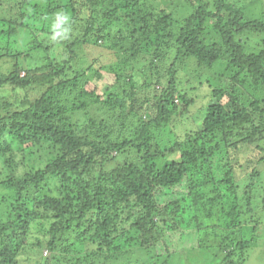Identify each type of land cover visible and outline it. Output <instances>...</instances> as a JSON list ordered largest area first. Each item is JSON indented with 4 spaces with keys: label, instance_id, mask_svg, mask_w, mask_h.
<instances>
[{
    "label": "trees",
    "instance_id": "obj_1",
    "mask_svg": "<svg viewBox=\"0 0 264 264\" xmlns=\"http://www.w3.org/2000/svg\"><path fill=\"white\" fill-rule=\"evenodd\" d=\"M38 1L12 0L20 8L18 19L25 22L16 23L19 35L27 30L29 20L52 22L50 16L58 4L62 10L58 17L60 25L68 24L66 21L69 24L66 29L60 27L59 32L41 29L32 34L34 45H28L29 50H42L44 60L56 62L51 65L50 74L38 78L32 71L21 77L17 63L12 65L14 71H0V90L7 87L22 92L44 89L49 96L19 99L14 109L11 100L1 96L5 102L0 106V176L6 178L0 186L9 193L0 189V264H154L153 259L164 256L158 253L156 245L167 230L174 232L185 224L186 228L200 226L202 233L211 228L207 222L202 229L197 207L206 196L204 189L216 182H204L191 189L190 164L199 159L204 165L214 163L225 154L223 144L228 154L227 149L238 141L243 145L253 144L257 136H264V92L251 95L253 100L248 107L243 106L235 90L229 92L210 82L200 84L189 96L180 88L176 66L190 57L200 69L210 72L216 67L223 69L222 75L228 76L234 86L245 84L251 77L264 91V2L256 5L257 0H213L217 9L213 13L206 2L194 0L193 14L185 19L184 28L175 39L165 16L161 20L154 13L146 12L149 0ZM119 10L124 18H117ZM99 15L104 22L97 29ZM122 20L128 23L120 28L121 35L112 42L118 53V58L111 63L116 86L105 90L103 100L96 96L98 89L86 88L88 84L79 90L77 81L70 79L72 60L67 62L61 55L68 53L67 48H63L60 57L56 56L55 48L67 45L72 53L74 48L98 46V41L105 43L107 31L119 27ZM3 21L0 23L4 24ZM13 30L0 33V39L10 43L17 37ZM65 30L70 31L73 39L62 37ZM72 30L75 34L81 33L84 39L74 36ZM215 34L221 42L212 39ZM40 35L51 36L53 44L41 45ZM248 35L261 38L259 52L247 50L243 44L246 42L239 39ZM147 55L151 57L150 65L141 75L135 73ZM157 63L162 66L158 67ZM124 68L132 73L124 76ZM137 75L144 77L140 84L143 88L133 84ZM152 87L155 94L151 103L138 90ZM205 89L212 91L209 103L199 95ZM54 94L73 97L74 102L58 101ZM95 97L97 104L101 103L108 113L120 112L126 115L124 119L120 123L119 119L110 122L96 115L98 119L92 118L93 127L75 124L71 117L89 114ZM201 101L206 110L195 136L187 134L183 139L175 137L164 142L165 139L155 135L158 130L169 132L167 128L172 122H178L183 113L192 114ZM5 128L7 136L17 137L26 146L21 150L23 175L14 177L7 169L15 161L13 153L3 148L7 143H1L4 139L1 130ZM168 152L179 154V160L169 159ZM231 183L229 180L216 184L226 188ZM186 184L190 189L185 191L193 203L189 222L185 219L190 209L186 212L181 206L184 198L164 200L166 193L178 195ZM252 186H245L247 192H251ZM240 188L241 185L232 186L229 204L225 203L222 211L214 212L216 205L224 200L220 195L205 203L208 219L213 220L217 214L219 226H224L226 235L218 245L200 242L191 251L210 253L211 264H245L250 261L251 250L258 247L257 238L251 236L247 224L255 223L257 228L253 231L258 233L263 219L255 215L249 204L245 208L236 201ZM125 212L135 220L131 226L136 230L134 233L124 228V222H130V219L124 220ZM34 229L43 234L42 242L32 241ZM116 235L123 237L120 246L114 243ZM137 235H141V242ZM43 249L50 256L41 254L34 263L22 259L30 252L37 254ZM143 253H148L146 262H142ZM183 264L189 261L184 260Z\"/></svg>",
    "mask_w": 264,
    "mask_h": 264
},
{
    "label": "rangeland",
    "instance_id": "obj_2",
    "mask_svg": "<svg viewBox=\"0 0 264 264\" xmlns=\"http://www.w3.org/2000/svg\"><path fill=\"white\" fill-rule=\"evenodd\" d=\"M18 1L21 2L22 0ZM202 1L207 3V6L210 11H212L213 13H217V9L213 0ZM40 2L41 0L38 1V3ZM261 2H264V0H257L255 4L258 5V3L261 4ZM149 3L150 5H148L149 7L147 8L146 12L154 13L156 16H159L161 20H163V17L165 16L167 20L166 23L171 26V34L175 36V39H177L180 34V30L184 28L185 19H188L193 14L194 0H149ZM107 5H109L107 7L109 8V2ZM57 6L55 13L50 16L52 22L46 21L45 23H42L41 20H29L26 22L27 30L21 31V34L19 35L16 30V23L18 25H20L21 23H25L22 21V19H18L20 17L18 15L20 8L16 6V4H13L12 0H3V3L0 5V20H4L3 22L5 23H0V33H7L9 32V30L14 29L16 30V34L14 36L17 37L14 38L10 43L6 40H3L4 38L0 39L1 73L8 72L9 70H16L15 67H12V65L15 63L18 64L19 71L21 72V77L33 71L35 72L36 77L44 78L52 72L51 65L55 64L56 62L52 61V64L51 62L48 63L46 61L47 58L44 60V51L39 50V52H31L29 50V46L34 45V41L31 39L32 34L34 36L37 30L41 31V29H44L48 32H59L58 29L60 27L64 26L65 29L68 28V21H66V23L68 24L61 23L60 25L58 17L61 16L62 10L61 7H59L61 6L60 4H58ZM25 7L26 6H24V8ZM117 18H124V14L120 10L118 11ZM123 20L121 23H119V27H113L107 31L108 35H106L107 38L105 43L103 41H98V46H83L81 48L79 47V49L74 48L72 53L67 45H63L62 47H59L60 45H58L55 48L57 57H60L59 55L60 53H62L64 47L67 48L68 53L66 54L65 52H63V54L61 55L63 58H65V60H67V62L69 59L72 60V75L70 76V79L71 81H77L75 83H77V85L79 86V90L84 89L85 86L88 84L86 88L89 87L91 88L90 90L98 89L96 96H99L104 100L105 98L102 97L103 93L109 91L111 88H115L117 79L115 78L114 73H112L111 71V63H113L118 58V53L115 51V49H113L112 42H114L115 37L117 35H121L120 28L124 27L125 23H128L126 20L123 22ZM103 22L104 19L101 15H99V18L96 20V28H100ZM212 24L213 22L211 23L210 28L212 27ZM72 33L74 34V36H78V38L82 37L81 33L75 34L73 30ZM165 34L166 33H163V35ZM61 35L65 40L73 39L70 31L68 30H65L64 33H62ZM212 39H214L215 42L222 41L221 38L216 34L212 36ZM239 39L246 42L243 44L247 50H254L257 52L261 50V38L259 36L248 35L239 37ZM39 41L41 42V45H43V42L46 44H53L51 36L46 38L44 37V35H40ZM173 42H175V40H173ZM8 44H10L9 48H7ZM38 48H41V46H39ZM51 55L53 56V52H51ZM150 61L151 57H148V55L145 58H142V65L136 68L137 71H135V73H141L145 67H148L150 65ZM157 64L158 67L162 66V64L160 63ZM178 64L179 65L176 66V69L180 88L187 92L189 96L194 93L193 90L196 91L198 89L200 84L210 82L214 86H222L229 92L231 91V89L235 90L236 94L238 95L237 98L240 99L243 106L245 105L248 107L250 105V102H252L253 100V97H251V95H255L257 93L261 94V92H264L262 89L263 87L259 84H256L254 79L251 77L246 80L245 84L234 86L232 85L233 83L230 81L228 76L222 75L223 69L220 70L219 67H216L215 71L213 72L200 69L198 68L196 61L190 57L184 58V60H181ZM167 67L165 66V68ZM167 69L165 70L167 71ZM123 72L124 76H127L128 74L132 73L130 69L125 68ZM139 75L134 77L133 84L143 88V85L140 84L142 83V81H144V77ZM153 88L154 87H152L150 90L145 89L138 91L140 92L142 97L146 96L152 103L154 101L153 95L155 94ZM157 88L159 87L157 86ZM26 90L27 89H24L23 92L15 91L10 87H7L6 89H1L0 106H3L5 102L2 100L1 96H7V99L11 100L10 104L12 103L14 109L19 99H27L28 97H30V100H34L47 95L46 90L44 89H31L27 91ZM118 91H122V89H120V86ZM252 91L253 93H251ZM55 93L58 92L56 91ZM199 95L201 100H207L209 103L210 99L212 98V91L209 89H205L200 92ZM54 97L58 98V101H67L70 104L74 102L73 97L66 98L63 95L58 96L57 94H54ZM93 102V108L89 111V114L79 113L74 117H71L72 121L79 127L83 124L84 126L87 125L88 127L95 126L93 124L92 118L98 119L96 115L104 117V120H110V122H114L115 120L119 119V123L126 116L120 112H116L115 115H113L112 113H108V111L103 107L101 103L97 104V97H95ZM69 106L73 108L72 105ZM147 107L150 108V104ZM205 108L206 105H204V103L201 101L199 103V106L192 114L183 113V117L180 118L178 122H172V125L167 128L169 132L164 133L163 130H158L155 132V135L158 134L161 139H165L164 142H167L169 141V139H173L175 137L178 139H183L187 134L195 136L196 133H198L197 131L199 130L200 126L202 125V117L204 115V110H206ZM182 115H179V117ZM90 120H92V122H90ZM248 129L250 130L251 127H249ZM1 134H3L2 137L4 138L2 139L1 143H7L4 144L3 148L13 153L15 161V164L12 165V168L7 169L12 172L14 177L16 174L23 175L24 171L23 169H20L22 166L21 150L26 149V146L22 145L18 139L16 140L17 137H14L13 135L7 136V134H9L7 128H5L4 131L1 130ZM190 143H193V141ZM171 145L174 144L171 143ZM6 146H11V148H8ZM222 147V150L226 155L224 154L222 157L219 156V158H216V161L214 163H207L204 165L203 160L199 159L197 162L193 164L191 163L189 167L191 178L189 184L191 189H195L196 186L208 181H213L216 183H225L231 180L233 183H231V185L226 188H222L216 183H213L212 187H207L203 191V195L206 196L203 197V201L198 205L197 213L200 218V221L202 222V229L205 227V224L207 222V224L211 228L205 230L203 232L205 234H203L201 232L203 230L200 229V226L197 227L193 225L186 228L185 225L187 224L184 223L185 225L177 227V230H175L174 232L171 230H167V233L164 235L163 240L158 245H156L158 253L164 256L159 259H153L154 264H183L184 260L189 261V264H211V262L208 261L210 260V253L196 251L193 252L191 250L197 249L198 244L200 242H203L207 245H218L217 242L221 240L222 236L226 235V231H224V226L223 228L219 226L221 225V223L217 218V214H215L216 218H214L213 220H210V217L208 219L207 216H209V214L207 213V209L204 206L205 203L208 202L210 199H213L216 195H220L221 197H223L224 200H222L221 204L216 205V208L212 207V209L215 208V213L224 210L226 204H229L228 198L231 196L232 186L235 184L241 185V188L238 192L239 198L236 201L241 204V207L245 208H248L247 205L249 204L251 209L254 210L255 215H258L259 218L263 219L261 221V228L258 233L253 231L254 228H257L255 227V223L249 222L247 224V229L250 232L252 231L251 236L257 238L258 247L251 250L252 256L250 258V261L246 262L245 264H264V136H257L253 144L246 143L243 145L242 143H240V141H238L234 145V147L230 146V149H227L228 154L224 150L225 144H223ZM5 149L1 150L5 151ZM167 156L169 159L172 160H179L180 157L179 154L175 155L171 152H168ZM211 169H214V171L210 172L209 170ZM5 174L6 172L4 173V175ZM5 178V176H0V182L4 181ZM248 184H253L251 192H247L245 188V186ZM4 188L5 187L0 186V189H2L3 192L9 193ZM71 188L75 189V186L72 185ZM190 188L187 184L183 185L182 190L177 193L178 195L174 196L171 193H166L164 197V200H166V202H168L169 200H173V198H184V200L181 201L182 209L186 212H188L190 209V213L186 216L185 219L187 222H189L191 218L193 203L191 197L188 195L189 193H187V191L185 190ZM207 207H209V203L207 204ZM128 215L129 213L125 212L124 220L130 219V222H124V228L126 230H132L134 233L136 230L132 229L131 226L134 224L135 220L132 217H129ZM218 226L221 229L218 228ZM36 229H34L33 231L34 235L32 236V241L35 242L36 239H40L42 242L43 234L38 232ZM137 236H139L141 242V235ZM115 238L114 243L119 246L122 245L121 240H123V237H121L120 235H116ZM85 251L86 250H83V252ZM28 252L30 251L28 250ZM41 254L42 257L50 256V253L47 252L46 249H43L40 250L37 254H33L32 252H30L29 255L23 256L22 259L27 262L34 263L35 261L39 260ZM147 254L148 253L142 254V256L144 257L142 262H146ZM169 254L172 255V257H169ZM99 256H101V254ZM102 259H104V257H102ZM119 260L122 261V259L120 258Z\"/></svg>",
    "mask_w": 264,
    "mask_h": 264
},
{
    "label": "clouds",
    "instance_id": "obj_3",
    "mask_svg": "<svg viewBox=\"0 0 264 264\" xmlns=\"http://www.w3.org/2000/svg\"><path fill=\"white\" fill-rule=\"evenodd\" d=\"M65 19H67V17H64Z\"/></svg>",
    "mask_w": 264,
    "mask_h": 264
}]
</instances>
